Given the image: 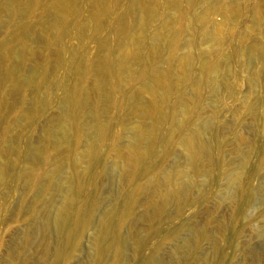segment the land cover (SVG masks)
Here are the masks:
<instances>
[{"label":"rangeland","instance_id":"1","mask_svg":"<svg viewBox=\"0 0 264 264\" xmlns=\"http://www.w3.org/2000/svg\"><path fill=\"white\" fill-rule=\"evenodd\" d=\"M76 1L79 5L69 13L47 11L36 31V24L23 27L24 7L17 9L15 3L12 9L18 13L11 18V0H0V264H264V0L258 14L252 0L149 3L158 12L148 14L145 41L136 45L135 30L120 33L132 40L129 53L135 57L117 85L119 97L83 91L80 135L73 140L62 115L70 96L61 88L72 78L73 54L82 55L81 65L93 47L70 33L80 8L89 11V2ZM112 6L113 0H105L103 15ZM229 6L236 11L225 16ZM53 18L61 21L56 36L43 31ZM129 22L135 28V19ZM14 26L20 28V41L10 35ZM213 27H221L220 43L213 39ZM104 36L107 41L112 30ZM181 57L196 59V73L176 98L159 104L172 116L177 139L167 137L166 119H160L162 147L153 149L147 166L140 161L132 177H122L117 153L140 145L136 113L151 95L160 99L141 73L160 77L166 89L174 90ZM121 59L122 50L116 54L113 49L112 70ZM62 62L59 86L55 77ZM210 65L197 99L194 83ZM109 83L91 76L86 88H110ZM188 109L197 113L189 127ZM188 128L202 141L199 169L192 167L181 142ZM169 174L177 180L178 194L172 192L173 180H165ZM76 183L82 192L74 191ZM132 188L136 202L126 211ZM76 206H82L87 223L65 241ZM115 236L120 255L114 254Z\"/></svg>","mask_w":264,"mask_h":264},{"label":"bare ground","instance_id":"2","mask_svg":"<svg viewBox=\"0 0 264 264\" xmlns=\"http://www.w3.org/2000/svg\"><path fill=\"white\" fill-rule=\"evenodd\" d=\"M86 1H87V3L89 2V11H88V13L84 14V12H82V10L80 8V12H79V14L75 20L73 27L70 30V33H72L73 35H76V36L82 35V37H85L84 41H86V39H87L89 42L92 43L93 47H92L91 51H88L87 53L84 54L82 61H81V65H79L78 62H79V59L82 55L79 52H76L73 54L74 63L71 65V67H72L71 77L72 78L68 82L66 88L64 86L61 88L62 92L66 91L70 96V103L68 104L66 111H64L62 113V115H63L65 121L69 122L71 127H72L71 137L73 140H76L80 135V126H81L82 122L80 120V117L78 116V108H79V105L81 103L82 92L87 91V92H95L98 94V93H101L104 91V92L108 93V96L110 98H115L116 96L119 97V95L117 94V90H116L117 85L122 81L125 72H127L126 68L129 67L128 66L129 61L135 57L133 54L129 53V51L132 47V40L131 39L129 41L123 40L122 36H124V34L132 33L131 31L135 30L136 45L139 46L147 38L143 31H144V26L146 25V22H147L148 14L152 13L153 11H157V8H154L151 6H150L151 7L150 8L148 6V5H150L149 3H152L155 0H113V6L108 10L106 15H103V12L101 11V5L105 2V0H86ZM165 1L170 2L171 0H165ZM262 1L263 0H252V4L254 5L253 12L255 14H258V6H259L260 2H262ZM15 3H18L17 9H20L21 7L25 8L26 14L24 16L23 27L24 26L30 27L31 25L36 24V26H35L36 31H40V24H41L43 17L47 11L52 10L54 13L63 12L66 14V13L71 12L72 9L76 5H79V3L76 0H62V2H60V3L58 0H45V1H40V0H11V6H10V17L11 18H13L18 13L17 9H12V6ZM172 3H173V1H172ZM84 7H86V6H84ZM235 11H236L235 8L229 6L228 8H226L224 10V14H225V16H230ZM57 15H62V14L59 13ZM206 15H204V16H206ZM204 16H203V18H204ZM129 19H131V20L135 19V21H136L135 28L132 27L131 22H129ZM41 27H42V24H41ZM60 27H61V21L59 22L58 20L53 18L52 21L47 25L46 30H43V31L47 32V33H51L52 36H56L58 34ZM108 30H112L113 36L107 38V41H106V38H105V36L103 37V34L107 33ZM120 33L123 34L121 37H120V35H121ZM220 33H221V27H219V28L213 27V39L217 43L221 42V34ZM10 35H11L12 39L20 41L21 40L20 28L18 26H14L13 28H11ZM159 36H160L159 32H156L155 38H158ZM196 36L199 37V32H196ZM201 36H202V33H201ZM82 37H81V39H82ZM75 46H76V44H75ZM62 47L63 46L61 45L60 49H62ZM113 49H114V51H116V54L122 50L121 64L115 70L111 69L112 63L116 61V60H114V61L112 60ZM102 50H108L110 54H108L106 56L100 55L99 51H102ZM195 62H197L196 59L187 60L183 57H181L179 59V66H178L179 74L177 76V88L174 90L166 89V87L164 86V83L160 80V77L155 76V75L149 76L145 71H143L141 73V77L143 79L149 81L148 87L151 86L152 91H154L156 93H157V91L159 92L158 95H159L160 99L158 101H157V99L153 100V99H151L153 97L151 95V98H150L151 101L148 100L147 103L144 104L136 113V115L140 119V122L135 125V129L138 132V134L140 135V145L136 148H129L125 152H120V150H119V152L117 153V155L123 160V162H122L123 163V165H122V177L131 176L135 170L136 165L139 164L138 162L143 161L144 164L148 163L149 159H151V157L154 154L153 149L155 147L159 148V146L162 147L163 139H162L161 132L158 130V127H159L158 122L160 119H162V118L166 119L167 124H166V127H164V133L167 135V137H169L172 140L177 139V136L175 134H173L174 131L172 130V126H171L172 116L170 115V113L167 110L160 108L159 104L162 102H164V104L171 102L174 98L177 97L181 85H184L183 83L186 82L187 79H189V78L192 79V76L196 73L195 72ZM64 64L65 63L62 62V64L58 65V67L56 69V71H58L59 74L56 73L55 78H56V81H58L59 86L62 85L60 83V81H62L61 80L62 77L60 79L59 76H60V74L64 68ZM211 67H214V65L208 66L206 68V70L204 71L203 77L200 79H197V82L194 83L195 84L194 90H195V95H196L197 99L202 97L203 92L200 93V91L205 84V77H207L208 72H209ZM91 70L93 71L92 73L90 72ZM91 76H94L95 78H97V77H101L103 79L105 78L108 82H110L109 83L110 88H109V86L108 87H106V86L95 87L93 84H91V85H93L94 88H92V87L86 88L88 86L87 82L89 81ZM4 82L5 81L3 80L2 85H4ZM148 89H150V88H148ZM263 97H264V94H263ZM195 101H197V100H195ZM251 104H252V100L248 103V106H250ZM187 106H188V104H187ZM94 114H95V118L97 120L96 123L98 126V124L99 125L101 124V122L99 121V117H98L99 113H98V111H95ZM186 115H187V117H186L187 124L186 125L188 126V124L191 121H194L193 119L196 118L197 113L193 109H188L186 112ZM118 116H120V115H118ZM189 120H191V121H189ZM145 121H147L146 122L147 125H146V123L144 124ZM192 124H193V122H192ZM113 125H115L117 128H115V130H110L109 137L112 139H114L116 137V134L118 131V126H119V119L118 118L116 119V121ZM145 137L148 140L145 141ZM143 139H144V141H143ZM181 142H183V144L186 146V149L188 150L187 154L189 155V158L191 159L192 167L195 169H199V167H201L203 165V162H204V149H202V141H201L200 136H198V134L193 132V131L192 132L189 131V128H188V129H186L185 133L182 135ZM97 145H98V143L93 145L92 148L89 150V152H93L96 149ZM157 155H155V156H157ZM218 160H219L218 163L222 168L221 160L219 158H218ZM147 165L148 164H146L145 166H147ZM31 175H33V174L31 173ZM96 178H97V176H96ZM74 179H75V177H74ZM165 180L167 182H170L173 180L174 189L172 190V192L174 194H178L179 186L176 182L177 180H175V178L171 174L167 175ZM92 181H93V177H92ZM94 184H91L92 188L94 187ZM74 191H76L78 193L82 192V188H81L80 184L76 183L74 185ZM246 192H249V188L247 189ZM167 195L168 194L166 192H164L160 195V200H161L160 206L164 207L165 204L167 203L166 202L167 201ZM72 201H73V197L69 201L71 208H72V205H71ZM66 202H68V201L66 200ZM135 202H136V195H135V192L132 188L131 193L128 196V200H127V204H126V211L132 210ZM90 204H91V202H90ZM87 211H88V209H87ZM73 212L75 214V217H74V220L70 223V228L68 229V232L65 235V241H68L69 237L71 236L70 234L74 231V229H76V227H77V229L78 228L83 229L87 223V219L83 215L82 206H80V207L76 206V209ZM87 214H88V212H87ZM61 217H63V216H61ZM59 218H60V216H59ZM59 218L57 217V220H59ZM69 219L70 218H68V220ZM61 222L62 221H60V223ZM67 226H68V223H66V227ZM114 238L116 240V242L114 244V249H115L114 254L120 255V247H118V245H119L118 244V238H117V236H115ZM107 244H109V242Z\"/></svg>","mask_w":264,"mask_h":264}]
</instances>
